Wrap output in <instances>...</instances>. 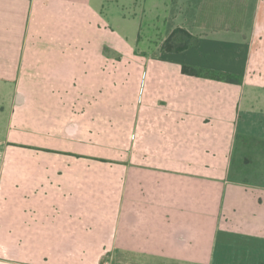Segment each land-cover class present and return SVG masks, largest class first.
I'll list each match as a JSON object with an SVG mask.
<instances>
[{
  "label": "crops",
  "instance_id": "0c3cea01",
  "mask_svg": "<svg viewBox=\"0 0 264 264\" xmlns=\"http://www.w3.org/2000/svg\"><path fill=\"white\" fill-rule=\"evenodd\" d=\"M87 1L0 0V264H18L19 257L28 264H115L117 258L119 264H264V182H231L223 161L235 137L264 144V0H166L150 16L159 24L157 33L141 23L135 46L148 54L143 64L151 65L152 54L158 59L157 83L137 119L141 126L128 163L120 154L93 159L89 153L10 146L37 16L56 27L60 41L66 39L64 49L74 54L62 63L71 67L63 85L72 103L57 104L72 112L66 137L74 144L85 134L81 123L91 128L90 139L95 136L89 116L97 75L94 59L80 53L95 47L87 39L98 17L110 24L106 7L120 4L126 20L129 0H101L98 13L80 15ZM177 28L198 44L163 53L162 44ZM183 65L229 73L242 82L189 76ZM6 103L11 119L3 118ZM210 129L218 134L209 136ZM226 130L232 139H225ZM204 135L218 145L215 167L228 178H213L206 188ZM205 168L207 176L214 171L209 164ZM209 192L216 194L217 210L204 239Z\"/></svg>",
  "mask_w": 264,
  "mask_h": 264
},
{
  "label": "rangeland",
  "instance_id": "374dc122",
  "mask_svg": "<svg viewBox=\"0 0 264 264\" xmlns=\"http://www.w3.org/2000/svg\"><path fill=\"white\" fill-rule=\"evenodd\" d=\"M101 2V0H91L90 3L87 1L82 6L80 15L88 11L98 13ZM165 2L166 0H129L127 6L129 17L126 16V20L120 15V4L106 7L105 15L108 14L110 24L98 17L96 29L93 31L94 36L86 38L88 41L95 40V47H84L80 53L82 59H94L93 67L97 77L95 78L96 88L90 96L94 107L89 118L94 120L93 127L96 134L90 139L88 131L91 128L81 123V130H84L85 134L81 133L76 137L74 144L72 139H67L65 131L67 118H72V112H66L68 109L66 107H57V104H61L63 100L66 105L72 103V95L65 96L67 91L63 85L71 67L62 63L74 54H71V50L64 49L66 39L63 38L60 41L61 35L55 32V26L47 25L46 18L34 17L33 29L29 35L33 48L28 51L27 61L23 66L24 77L20 82L21 90L25 92V95L22 94L25 102L23 101L14 116L13 128L9 133L10 146L60 152L67 150L79 155L89 153L93 159L120 154L119 156L124 158L122 163L126 164L127 154L134 152L135 136L141 126L137 119L143 115L142 110L149 95L148 91L155 87L154 83H157L153 72H157L154 66L158 59L152 54L151 65L143 64L141 61L148 54L146 51H144L146 54L143 53V48L140 46L139 49L135 46V37L141 23L142 26H144L143 23L148 24L146 28H149L150 32L157 33L159 24L157 21L152 22L150 16L156 12V7L162 6ZM49 27L52 28L47 31ZM83 36L87 37V35ZM153 36L150 37L152 41ZM152 41H150V47L155 46ZM86 67L88 66L82 65V70H86ZM164 81L161 82L163 85ZM82 104H84L83 97ZM9 105L10 103L5 104L6 114L3 118H12V113L8 110ZM53 109L54 112H52ZM206 114L208 113L204 112V115ZM89 118L86 117L84 120H90ZM218 131L210 129L209 136L217 135ZM231 132L226 130L225 139L229 136L232 139ZM209 136L206 139L204 135L205 188L208 181L213 178L218 181H228V178L220 177V172L216 170L215 165H219L215 159L218 145L209 142ZM234 143V150L228 144L223 154L224 165L226 167L229 165L231 169V182L233 179H253L264 182V176L260 174L264 173V144H258L244 137H235ZM207 149H210V153H206ZM206 164H209L210 171L214 170L208 176ZM206 196L210 215L204 214V239L210 236L212 215L217 210L216 194L209 192ZM205 211H207L206 208H204ZM15 259L18 264L29 263L24 257ZM106 262L104 259L100 264ZM115 264H119V258Z\"/></svg>",
  "mask_w": 264,
  "mask_h": 264
},
{
  "label": "trees",
  "instance_id": "16d2710c",
  "mask_svg": "<svg viewBox=\"0 0 264 264\" xmlns=\"http://www.w3.org/2000/svg\"><path fill=\"white\" fill-rule=\"evenodd\" d=\"M198 42V38L190 34L187 30L177 28L162 44L161 50L165 54H178L196 46ZM182 72L189 76L204 77L230 84H240L242 82L241 78L229 73L204 71L186 65H183Z\"/></svg>",
  "mask_w": 264,
  "mask_h": 264
}]
</instances>
